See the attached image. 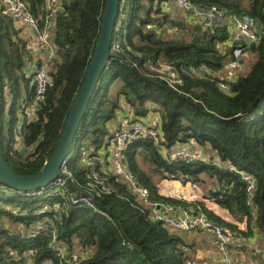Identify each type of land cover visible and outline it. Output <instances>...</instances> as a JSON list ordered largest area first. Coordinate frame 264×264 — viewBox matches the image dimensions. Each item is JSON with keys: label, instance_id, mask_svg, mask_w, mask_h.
<instances>
[{"label": "trees", "instance_id": "16d2710c", "mask_svg": "<svg viewBox=\"0 0 264 264\" xmlns=\"http://www.w3.org/2000/svg\"><path fill=\"white\" fill-rule=\"evenodd\" d=\"M24 1L39 19V26H44L46 0ZM162 1L121 0L124 17L117 24L120 32L126 33L121 34L120 49L114 52L119 56L110 59L101 76L68 163L75 176L72 189L101 193L95 201L105 214L75 207L63 197H24L11 187H0V194L8 193V200L0 205V218L5 215L28 229L38 224L35 222L53 221L59 239L69 250L76 246L92 250L80 264H195L192 245L179 232L154 220L152 207L140 203L110 167L100 168L109 192H104L90 173V160L96 162L103 156L110 163L113 132L109 123L125 106L135 120L146 118L151 111L159 117L158 143L139 137L128 141L123 152L127 166L148 188L152 202L192 207L234 233L247 234L216 215L203 201L162 194L160 183L142 168L140 156L151 163L161 180L201 186L208 183L205 176L214 180L215 188L204 197L237 219L245 217L248 229L254 227L264 238V0H190L201 8L216 6L230 15H250L257 24L258 40L241 41L256 60L230 83L231 90L220 87L221 75L232 58L229 24L204 28L201 20L172 17L163 9ZM105 5L106 0H62L54 19L56 52L49 68L52 84L34 117L27 121L23 105L32 101L36 88L27 66L32 54L14 17L0 0V150L16 173L34 174L50 160L85 80ZM163 63L177 72L175 84L161 77ZM23 88L25 96L18 102ZM17 136L22 148L15 147ZM191 142L211 150L219 160L205 152L206 160L171 161L164 153L179 143ZM244 173L254 177L252 194L247 191ZM58 200L63 204L61 209L42 211ZM49 242L46 236L12 233L7 224H0V264H62ZM29 250L34 251V260L25 258Z\"/></svg>", "mask_w": 264, "mask_h": 264}, {"label": "built area", "instance_id": "2783aa9c", "mask_svg": "<svg viewBox=\"0 0 264 264\" xmlns=\"http://www.w3.org/2000/svg\"><path fill=\"white\" fill-rule=\"evenodd\" d=\"M165 1H173L189 19L193 22L203 21V27H212L223 24H229L232 28V37L229 44L232 45V58L226 64L224 72L221 75L223 82L220 83V87L224 90H231V84L236 80L239 73L250 69L254 64L256 58L251 57V54L247 51L245 45L241 43L242 40L257 41L258 40V28L257 24L250 15L236 16L230 15L219 9L216 6H210L201 8L194 5L190 0H163L161 5ZM1 4L5 7V11L11 14L14 18L22 19L31 25L34 30V39L38 46L37 54L38 59L28 61L27 66L33 73V80L35 82V94L32 101L23 105L24 112L27 117V121L34 117V113L38 105L44 101L48 87L52 84V79L49 75V68L54 60L56 52V46L53 42L54 36V19L62 7V0H46L44 15V26H39V19L34 16L29 8L28 4L24 0H1ZM123 4L120 5V11ZM119 11L117 21L124 17L123 13ZM115 25V34L111 43V51L117 52L120 49V37L121 34H125L126 31L120 32V24ZM43 56V58H41ZM246 59H248L246 61ZM243 60V61H242ZM242 61V62H241ZM39 63V66L37 64ZM151 68L155 69V65L151 64ZM159 70L162 72L161 77L171 83L175 84L178 81V75L175 69L169 64H161ZM197 72L202 74L201 68L197 69ZM10 103L8 104V106ZM132 114V113H131ZM33 116V117H32ZM133 116V115H132ZM157 117V118H156ZM153 120L150 117H146L142 120L135 118L129 119V125L125 128L116 130L113 132V137L109 139V156L110 163L107 164L103 156H99L96 162L90 160V173L92 177L97 180L101 185V189L104 192H109L108 186L101 180L100 168L104 166L105 169L111 168V170L119 176V179L123 180L129 187V189L136 195L138 201L146 206H151L153 209L152 218L162 222L169 228L178 230H205L210 231L217 240V246L223 255L225 264H230V248L229 242L234 237L232 230L224 228L220 223L214 219L208 217L203 212L195 211L192 207H174L170 204H158L152 202L150 198V192L147 187L140 184L133 172L127 166L124 160V149L128 141L139 137L149 138L156 143L159 142L161 137L159 117L156 116ZM21 132V127H18L17 135ZM31 151H34L33 147H30ZM91 152H94L92 150ZM164 153L168 155L171 161H200L206 160V155L201 149L193 148L188 144L183 143L179 148H174L171 151L164 150ZM72 155L69 153L61 164L62 174L51 180L46 186L37 189H15L13 191L19 193L24 197H36L49 195L52 197H63L68 200L70 204L75 207H86L99 213L105 212L97 205L95 198L100 197L101 193L86 190H73L72 183H75V176L69 168V161ZM244 180L247 183V191L252 194L254 189V177L251 174H243ZM103 181V182H102ZM76 184H78L76 182ZM0 183V187H3ZM78 187H81L78 184ZM177 197L180 195L176 194ZM210 200V199H209ZM63 207L60 200L54 203L53 207L45 205L42 209L43 212L52 213V210H59ZM180 213H177L176 210ZM55 218H57L54 215ZM46 236L50 239L49 246L55 252L56 257L59 258L62 264H80L81 261L92 253V250L81 249L75 247L69 250L67 246L59 239L53 221H45L33 225L28 230V237L34 236ZM14 252L11 251L10 255ZM25 258L33 259L34 251L29 250L24 254ZM32 264H35L34 262ZM50 264V263H44Z\"/></svg>", "mask_w": 264, "mask_h": 264}, {"label": "crops", "instance_id": "0c3cea01", "mask_svg": "<svg viewBox=\"0 0 264 264\" xmlns=\"http://www.w3.org/2000/svg\"><path fill=\"white\" fill-rule=\"evenodd\" d=\"M163 9L175 18L186 17V14L173 1H165L163 3ZM14 21L21 37L28 42V48L30 50V53L32 54L31 61L35 62L39 56L37 54L38 46L34 39L33 28L29 23L23 21L22 19L14 18ZM251 56L255 57L254 54H251ZM127 111L129 110L125 106L122 110L118 111L117 117L114 120L110 121L109 127L111 132L122 129L124 127L126 128L129 125V119H131L133 116L130 112ZM156 116L157 113L151 111L146 117H150V120H153V118H155ZM182 145L183 143H179L176 148H179ZM189 145L197 149L203 148L194 142L189 143ZM203 152L211 155L212 159L219 160V157L211 150L206 149V151ZM179 184H182L181 181H179ZM187 184H190L192 186V191L189 192V195H187L186 197H184L181 192L177 193L174 189V191H169L168 189L166 190V187H168L169 185L167 179L162 180L159 186L161 193L164 195L187 201H203L204 205L208 209L212 210L216 215L220 216L225 221L234 224L237 227V230L247 233L243 235L241 234V232H237L230 240V264H264V238L261 237L257 229L251 226L252 231H250L248 229V223L245 217L242 219H237V217L231 214L228 209L221 207L214 201L206 199L204 196L210 187H207L208 183L204 186L197 184L192 185L191 182H187ZM190 185H185V187L190 189ZM204 188L207 189L206 192ZM176 194L180 195V197H177ZM176 212L180 213L178 209L176 210ZM177 231L187 243L192 245L191 252L195 264H225L223 255L217 246V240L210 231Z\"/></svg>", "mask_w": 264, "mask_h": 264}, {"label": "water", "instance_id": "95a60500", "mask_svg": "<svg viewBox=\"0 0 264 264\" xmlns=\"http://www.w3.org/2000/svg\"><path fill=\"white\" fill-rule=\"evenodd\" d=\"M120 5L121 0H106L100 35L94 48L85 80L71 107L65 128L50 160L36 173L22 175L16 173L10 167L0 150V183L2 185L23 190L37 189L46 186L51 180L62 174V161L69 153L71 154L72 148L74 150L76 147L77 136L84 128V120L89 113L91 99L95 95L101 76L108 67L110 59L119 56L111 51V43L115 34ZM37 66H39V63ZM170 229L173 231L178 230Z\"/></svg>", "mask_w": 264, "mask_h": 264}, {"label": "rangeland", "instance_id": "374dc122", "mask_svg": "<svg viewBox=\"0 0 264 264\" xmlns=\"http://www.w3.org/2000/svg\"><path fill=\"white\" fill-rule=\"evenodd\" d=\"M129 9L127 8V11H128ZM171 15V14H170ZM172 17H174V16H172ZM128 21V20H127ZM250 54H252V53H250ZM252 57V56H251ZM253 58H256V57H253ZM248 59H246V61H247ZM245 70H248L247 68L245 69ZM24 85V84H23ZM25 96V89L23 88V90H22V93H21V95H20V97H19V99H18V102L23 98ZM23 101V99L21 100V102ZM6 126V132L8 131V125L6 124L5 125ZM22 140H21V138L19 137V136H17V141H16V144H15V147L16 148H22ZM202 151H206V149L207 148H200ZM74 151H75V149L73 150V148H72V152H71V155H73L74 154ZM205 153V152H204ZM140 163H141V166H142V168L144 169V170H146L151 176H152V178L154 179V180H156V181H158L159 183L160 182H162V180L160 179V176L156 173V172H154L153 171V166L151 165V163L149 162V161H147L145 158H143L142 156H140ZM205 178H207V180H208V185H207V187L208 186H210L209 187V189H213V188H215V186H214V180H212V179H209L208 177H206L205 176ZM167 181H168V187H166V190L168 189L169 191H172L173 189L177 192V193H180V191H182L184 194H185V196H187V195H189L188 193L189 192H191L192 190H191V188H192V186L190 185V184H187V183H185V184H183L182 182V184L180 185L179 184V181H177L176 179H167ZM194 183H192V185H193ZM185 185H190L189 186V188L190 189H188V188H186L185 187ZM208 189V190H209ZM173 190V191H174ZM204 190H205V192L207 191V189H205L204 188ZM173 193V192H172ZM6 200H8V193L7 194H4V193H2L1 192V194H0V205H2ZM14 211H16V210H14ZM39 222H42V221H39ZM39 222H35V223H39ZM0 224H7L8 225V227L10 228V231L12 232V233H19V234H23V233H28V228H27V226L26 225H24V224H22L21 222H16V221H12V220H10L7 216H5V215H3L1 218H0ZM178 232V231H177ZM76 247H78V246H76Z\"/></svg>", "mask_w": 264, "mask_h": 264}, {"label": "bare ground", "instance_id": "6f19581e", "mask_svg": "<svg viewBox=\"0 0 264 264\" xmlns=\"http://www.w3.org/2000/svg\"><path fill=\"white\" fill-rule=\"evenodd\" d=\"M150 27V26H149Z\"/></svg>", "mask_w": 264, "mask_h": 264}]
</instances>
